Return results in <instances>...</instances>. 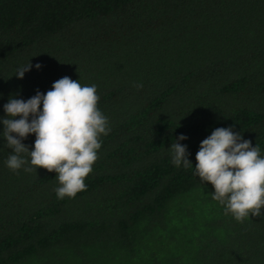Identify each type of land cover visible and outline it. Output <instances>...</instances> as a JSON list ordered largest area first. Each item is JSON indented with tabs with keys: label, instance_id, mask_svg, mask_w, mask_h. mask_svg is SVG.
Returning <instances> with one entry per match:
<instances>
[{
	"label": "trees",
	"instance_id": "trees-1",
	"mask_svg": "<svg viewBox=\"0 0 264 264\" xmlns=\"http://www.w3.org/2000/svg\"><path fill=\"white\" fill-rule=\"evenodd\" d=\"M65 76L96 85L111 131L61 200L57 173L7 167L3 119ZM221 127L264 157V0H0V264H264V209L238 222L195 174Z\"/></svg>",
	"mask_w": 264,
	"mask_h": 264
},
{
	"label": "clouds",
	"instance_id": "clouds-1",
	"mask_svg": "<svg viewBox=\"0 0 264 264\" xmlns=\"http://www.w3.org/2000/svg\"><path fill=\"white\" fill-rule=\"evenodd\" d=\"M40 67L36 65L37 69ZM31 68L30 61L18 68L16 76L23 79ZM99 100L96 85L84 86L67 76L54 82L46 94L37 91L27 101L10 98L4 105L9 118L3 119V136L14 154L6 160L7 167L14 172L44 168L57 173L60 186L55 192L61 200L86 191L85 181L99 159L100 137L111 131L107 117L98 107ZM29 134L36 137L31 151L22 143ZM185 139L184 135L178 137ZM170 149L173 165L186 169L193 166L186 146L175 140ZM22 154L30 156V161ZM196 161L195 174L214 187L212 198L225 206V214L231 213L240 223L250 215H262L264 157L258 145L253 147L250 140H243L231 128H216L201 142Z\"/></svg>",
	"mask_w": 264,
	"mask_h": 264
}]
</instances>
